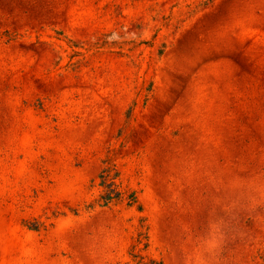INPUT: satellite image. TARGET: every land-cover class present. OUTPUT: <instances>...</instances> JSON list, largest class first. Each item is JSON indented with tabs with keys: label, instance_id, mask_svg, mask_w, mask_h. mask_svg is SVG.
I'll return each mask as SVG.
<instances>
[{
	"label": "rangeland",
	"instance_id": "1",
	"mask_svg": "<svg viewBox=\"0 0 264 264\" xmlns=\"http://www.w3.org/2000/svg\"><path fill=\"white\" fill-rule=\"evenodd\" d=\"M153 261L264 264V0H0V264Z\"/></svg>",
	"mask_w": 264,
	"mask_h": 264
},
{
	"label": "trees",
	"instance_id": "2",
	"mask_svg": "<svg viewBox=\"0 0 264 264\" xmlns=\"http://www.w3.org/2000/svg\"><path fill=\"white\" fill-rule=\"evenodd\" d=\"M111 168L106 166L104 167L100 174L98 183L102 187L100 193V206H109L111 204L118 203L124 198V191L120 188V185L116 182L115 177L111 175ZM129 197L132 201H137L138 197L136 192L133 191L129 194ZM154 264H163L162 261H153Z\"/></svg>",
	"mask_w": 264,
	"mask_h": 264
}]
</instances>
